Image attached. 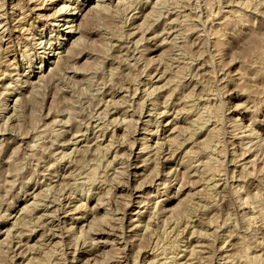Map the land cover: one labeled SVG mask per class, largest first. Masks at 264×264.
Listing matches in <instances>:
<instances>
[{
  "label": "rangeland",
  "instance_id": "374dc122",
  "mask_svg": "<svg viewBox=\"0 0 264 264\" xmlns=\"http://www.w3.org/2000/svg\"><path fill=\"white\" fill-rule=\"evenodd\" d=\"M37 260L264 264V0H0V264Z\"/></svg>",
  "mask_w": 264,
  "mask_h": 264
},
{
  "label": "bare ground",
  "instance_id": "6f19581e",
  "mask_svg": "<svg viewBox=\"0 0 264 264\" xmlns=\"http://www.w3.org/2000/svg\"><path fill=\"white\" fill-rule=\"evenodd\" d=\"M176 1H177V0H176ZM180 1H181V0H180ZM160 5H161V4H160ZM67 6H68V5H67ZM67 6H66V7H67ZM103 6H105V5H103ZM66 7H65V5L61 6V8H63V9L66 8ZM102 8H103V7H102ZM102 8H100V10H101ZM63 9H62V10H63ZM59 10H60V9H59ZM66 10H67V9H66ZM161 12H162V11H161ZM72 13H73V14H71V16H69V17H65V18H62V19H59V20H57L56 24H55V23H54V24L57 25V26H60V24H61L62 22H63V23H67V24H68V23H72V22L74 21L73 17H74V15H75V14H74L75 12H72ZM60 16H61V15H60ZM63 17H64V16H63ZM175 19H176V18H175ZM185 21H186V20H185ZM61 26H62V25H61ZM67 27H68V26H67ZM69 27H70V26H69ZM71 27H72V25H71ZM69 31H71V30H69ZM62 35L65 36L66 34H65V33H62ZM118 37H119V36H118ZM63 38H64V37H63ZM79 38H80V37H79ZM171 38H172V37H171ZM80 39H81V38H80ZM81 41H82V40H81ZM100 43H101V42H100ZM10 45H11V44H10ZM72 45H73V44H72ZM77 45H78V44H77ZM79 47H80V46H79ZM77 48H78V47H77ZM107 57H108V56H107ZM42 58H43V57H42ZM187 63H188V62H187ZM57 71H58V70H57ZM61 72H62V71H61ZM172 77H173V76H172ZM185 85H186V84H185ZM156 103H157V102H156ZM142 104H143V103H142ZM196 109H197V108H196ZM187 112H188V111H187ZM176 113H177V112H176ZM200 113H201V112H200ZM200 116H201V115H200ZM195 118H196V117H195ZM175 119H176V118H175ZM97 122H98V121H97ZM202 125H203V124H201V126H202ZM129 126H131V125H129ZM193 126H194V125H193ZM199 128H200V127H199ZM181 129H182V128H181ZM182 130H183V129H182ZM199 130H200V129H199ZM186 131H187V130H186ZM184 132H185V130H184ZM196 132H197V131H196ZM80 133H81V132H80ZM186 133H187V132H186ZM190 133H191V135H192V133L194 134L195 131L192 132V130H191ZM210 133H211V132H210ZM183 134H184V133H183ZM188 134H189V133H188ZM189 135H190V134H189ZM250 135H251V134H250ZM258 137H259V136H258ZM172 138H173V139H172ZM174 138H175V137H171L172 140L169 139L170 143H171V142H174V141L177 139V138H176V139H174ZM189 138H190V137H189ZM143 140H144V139H143ZM145 141H147V140H145ZM169 141H168V142H169ZM185 141H186V140H185ZM200 141H201V140H200ZM205 141H206V140H205ZM205 141H204V143H205ZM180 142H181V141H180ZM201 142H202V141H201ZM142 143H143V142H142ZM146 143H147V142H146ZM206 143H207V142H206ZM241 143H242V142H241ZM181 144H182V143H181ZM211 144H212V143H211ZM170 145H171V144H170ZM207 145H208V144H207ZM180 146H181V145H180ZM103 147H104V146H103ZM146 147H147V145L144 144V147H143V148L146 149ZM206 147H207V146H206ZM214 147H215V146H214ZM202 148H203V147H202ZM141 149H142V148H141ZM144 149H143V150H144ZM191 150H192V149H191ZM212 150H213V149H212ZM141 151H142V150H141ZM199 151H200V150H199ZM207 151H208V150H207ZM187 152H188V151H187ZM189 152H191V151H189ZM192 152H194V151L192 150ZM195 152H196V151H195ZM198 153H199V152H198ZM151 154H152V153H151ZM185 154H186V153H185ZM192 154H193V153H192ZM172 155H173V154H172ZM190 155H191V153H190ZM209 156H210V155H209ZM70 157H71V156H70ZM144 160H145V159H144ZM153 160H154V159H153ZM190 161H191V160H190ZM193 161H194V160H193ZM208 161H209V160H208ZM94 162H95V161H94ZM99 163H100V162H99ZM111 163H112V162H111ZM143 163H144V162H143ZM208 164H209V163H208ZM210 164H211V163H210ZM246 167H247V166H246ZM203 169H204V167H203ZM114 170H115V169H114ZM152 170H153V169H152ZM213 172H214V171H213ZM206 173H207V172H206ZM206 173H205V175H206ZM114 177H115V176H114ZM121 177H122V176H121ZM203 177H204V176H203ZM211 177H212V176H211ZM87 179H88V178H87ZM91 181H92V180H91ZM189 183H190V182H189ZM210 187H211V186H210ZM76 189H77V188H76ZM209 189H210V188H209ZM202 190H203V189H202ZM108 192H109V191H108ZM210 192H211V191H210ZM198 194H199V193H198ZM201 195H202V193H201ZM203 195H205V196L207 197V195H208V190L204 189V193H203ZM203 195H202V196H203ZM189 196H190V195H189ZM202 196H201V197H202ZM194 197H195V195H194ZM194 197H192V198H194ZM206 197H203L202 199H203V200H204V198L207 199ZM192 198H191V199H192ZM191 201H192V200H191ZM102 202H103V201H102ZM259 203H260V202H259ZM29 204H30V203H29ZM33 204H34V203H33ZM80 204H81V203H80ZM80 204H78V205H80ZM34 205H36V203H35ZM34 205H33V207H35ZM202 205H204V204H202ZM206 206H207V205H206ZM206 206H205V207H206ZM77 207H78V206H77ZM187 207H188V206H187ZM203 207H204V206H203ZM205 207H204L203 209H208V208H205ZM207 207H208V206H207ZM260 207H261V206H260ZM78 208H79V207H78ZM193 208H194V207H193ZM24 209H25V208H24ZM30 209H33V208H30ZM81 209H82V208H81ZM193 211H194V210H193ZM107 216H108V215H107ZM184 218H185V217H184ZM186 218H187V217H186ZM39 220H40V219H39ZM184 220H185V219H184ZM19 222H20V221H19ZM181 222H182V221H181ZM37 223H38V222H37ZM45 223H46V222H45ZM188 223H189V222H188ZM33 224H35V223H33ZM33 224H32V225H33ZM32 225H31V226H32ZM29 226H30V225H29ZM191 227H192V226H191ZM28 228H29V227H28ZM32 228H33V226H32ZM69 228H71V227H69ZM68 230L70 231V229H68ZM68 230H67V231H68ZM30 231H33V230L30 229ZM13 236H14V235H13ZM83 237H84V236H83ZM87 238H88V237H87ZM174 243H175V242H174ZM210 245H211V244H210ZM72 246H73V245H72ZM38 250H39V249H38ZM194 250H195V249H194ZM162 251H163V250H162ZM195 251H196V250H195ZM53 253H54V252H53ZM194 254H195V253H194ZM243 254H244V253H243ZM48 255H49V254H48ZM45 256H46V255H45ZM164 258H165V257H164ZM250 258H251V257H250ZM44 260H45V259H44ZM34 261H35V260H34ZM84 261H85V260H84ZM252 261H253V260H252ZM41 263H42V262H41ZM160 263H161V262H160ZM251 263H252V262H251ZM37 264H40V263H39V260H37ZM163 264H164V263H163ZM249 264H250V263H249Z\"/></svg>",
  "mask_w": 264,
  "mask_h": 264
}]
</instances>
